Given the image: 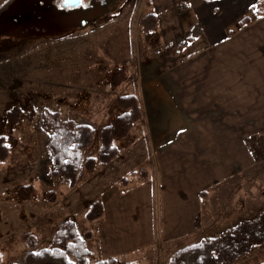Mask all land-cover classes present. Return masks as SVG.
I'll return each mask as SVG.
<instances>
[{
	"label": "rangeland",
	"instance_id": "1",
	"mask_svg": "<svg viewBox=\"0 0 264 264\" xmlns=\"http://www.w3.org/2000/svg\"><path fill=\"white\" fill-rule=\"evenodd\" d=\"M6 1L0 0V134L9 137L11 151L0 166V257L1 264H24L26 253L49 246L67 219L75 221L81 236L92 232L95 220L86 213L96 200L104 205L102 193L110 182L126 189L132 180L146 179L133 175L147 169L142 158L131 157L130 148L143 141L134 132L115 139L121 157L119 153L109 162L98 160L92 169L82 165L75 183L51 175L50 133L42 127V112L58 111L62 118L91 125L94 142L83 150V158L97 157L100 129L122 111L117 98L133 93L145 115L161 112L155 105L169 104L158 87L160 72L186 58L191 46H202V40L179 45L197 21L192 6L174 4L155 11L149 0H117L102 17L86 20V26L83 14L60 8V0ZM213 12L221 14L217 7ZM148 13L156 14L153 28L141 22ZM251 13L256 15L252 9L240 18ZM14 105L26 114L5 121ZM30 109L35 110L33 117ZM137 129L144 130L142 124ZM261 133L248 144L264 165V130ZM123 178L128 181L122 183ZM25 233L36 237L35 247L23 238Z\"/></svg>",
	"mask_w": 264,
	"mask_h": 264
},
{
	"label": "crops",
	"instance_id": "2",
	"mask_svg": "<svg viewBox=\"0 0 264 264\" xmlns=\"http://www.w3.org/2000/svg\"><path fill=\"white\" fill-rule=\"evenodd\" d=\"M257 1L149 0L155 11L192 6L203 30L191 41L202 46L188 53L187 45L188 56L160 72L168 107L157 101L161 112L144 111L132 126L143 141L131 157L146 162L148 177L106 187L104 215L86 239L92 261L166 264L178 249L264 209V165L248 144L264 130V14L240 25ZM232 264H264V244Z\"/></svg>",
	"mask_w": 264,
	"mask_h": 264
},
{
	"label": "trees",
	"instance_id": "3",
	"mask_svg": "<svg viewBox=\"0 0 264 264\" xmlns=\"http://www.w3.org/2000/svg\"><path fill=\"white\" fill-rule=\"evenodd\" d=\"M3 6H0V10ZM178 6L185 7L186 5L179 3ZM253 12L256 15L264 14V0L257 1ZM251 19L252 16L245 15L240 20V25L249 23ZM156 21L154 13L144 15L141 20L147 28H153ZM191 31L185 43L180 42L181 48L199 35L202 28L195 23ZM117 104L122 109L121 113L100 129L101 147L98 156L86 159L83 158V150L94 142L95 129L89 124L76 123L71 119L62 118L58 111L45 109L42 112V127L50 133L47 147L52 157L51 175L63 176L73 184L82 165L92 169L98 160L109 162L120 153L118 146L114 143L115 139L126 137L134 123L143 116L144 111L140 98L133 93L120 95L117 98ZM25 114L26 112L21 107L14 105L7 111L5 121H17ZM34 115L35 110L30 109L29 116ZM10 151L9 137L0 134V166L7 159ZM133 175L144 179L148 177V170L141 168L134 171ZM127 181L128 178H123L122 183ZM104 211L102 201L96 200L92 202L86 217L89 220H96L104 215ZM91 237H93L91 231L87 232L86 237L81 236L75 221L67 219L59 225L49 246L26 253L24 264H120L113 257L92 261V253L86 242V239ZM23 238L27 240L30 247L36 246L37 239L33 234L25 233ZM261 244H264V211L253 219L238 222L216 236L204 237L196 243L178 249L167 264H232L248 254L254 246ZM122 264L139 263L125 262Z\"/></svg>",
	"mask_w": 264,
	"mask_h": 264
},
{
	"label": "flooded vegetation",
	"instance_id": "4",
	"mask_svg": "<svg viewBox=\"0 0 264 264\" xmlns=\"http://www.w3.org/2000/svg\"><path fill=\"white\" fill-rule=\"evenodd\" d=\"M61 2L63 0H60ZM86 4H80L77 5L75 8H67L68 10H77L80 12V14H83V17L81 18V22H83L85 25H87V21H94L97 19L98 16L102 17L104 14L111 11L115 5L111 6L114 2L117 0H85ZM59 2V5L61 4ZM111 6V8L109 7ZM88 17V18H87Z\"/></svg>",
	"mask_w": 264,
	"mask_h": 264
},
{
	"label": "water",
	"instance_id": "5",
	"mask_svg": "<svg viewBox=\"0 0 264 264\" xmlns=\"http://www.w3.org/2000/svg\"><path fill=\"white\" fill-rule=\"evenodd\" d=\"M86 4L85 0H63L60 4V8L69 7V8H75L77 5Z\"/></svg>",
	"mask_w": 264,
	"mask_h": 264
}]
</instances>
